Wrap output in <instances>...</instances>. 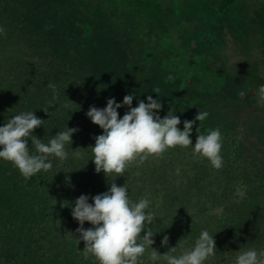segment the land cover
I'll return each mask as SVG.
<instances>
[{
    "label": "trees",
    "instance_id": "1",
    "mask_svg": "<svg viewBox=\"0 0 264 264\" xmlns=\"http://www.w3.org/2000/svg\"><path fill=\"white\" fill-rule=\"evenodd\" d=\"M236 1L196 0L191 5L190 0H0L2 13L11 14L5 19L6 40L22 41L33 60L14 66L0 63V127L15 115L33 112L44 124L32 135L48 143L58 132L82 126V100L107 103L114 98L123 104L126 95H134L132 107L141 100L147 103L151 95L163 106L157 115L173 111L191 121L211 101L260 104L259 85L248 82V71H256L252 64L259 66L258 62L264 69V18L258 19V27L241 21L238 12L243 5L236 13ZM222 39L249 61L241 59L239 67L246 83L243 99L226 94L221 85L227 82V74L210 68L215 55L226 68H236L231 64L236 59L231 62L224 55ZM12 69L16 73L8 75ZM50 83L58 93L54 101ZM128 111V106L118 109L120 114ZM81 129L78 139L73 135V142L65 145L66 160L50 157L52 169L29 179L11 162L0 159V264H98L95 257H84L85 243L78 244L80 225L73 219L72 208L81 195L93 203L94 196L109 191L112 181L124 186L120 182L125 178L96 173L88 149L95 146V140L81 151V158L73 156V150L80 148L78 140L88 137L85 127ZM28 143L34 153L31 140ZM224 176L231 180V175ZM197 179L201 178L193 181ZM127 188L133 202L142 197L150 200L146 212L155 218L151 225L146 223L145 230L151 229L152 247L161 255L182 239L183 248L173 255L191 249L195 243L188 240L196 241L204 230L216 242L212 257L217 261L211 264H235L233 258L240 250L264 249V202L260 201L264 199V171L250 177L242 189L243 198L232 205L216 203L223 197L213 194L203 206L192 207L181 202L186 198L183 191L164 192L160 201L151 190ZM216 220L218 224L211 227L209 222ZM189 221L194 224L191 228ZM92 227L85 222V230ZM165 236L167 246L162 244ZM151 250L139 264H166L149 260Z\"/></svg>",
    "mask_w": 264,
    "mask_h": 264
},
{
    "label": "clouds",
    "instance_id": "2",
    "mask_svg": "<svg viewBox=\"0 0 264 264\" xmlns=\"http://www.w3.org/2000/svg\"><path fill=\"white\" fill-rule=\"evenodd\" d=\"M48 87L53 91L54 101L58 96L56 85L50 83ZM154 91L158 93L159 89ZM238 96L243 99L246 92L241 90ZM134 98V95H126L123 104L109 98L106 108L91 106L87 112L92 123L103 130V134L94 137L95 146L88 148L97 174L103 172L106 177L112 174L120 177L133 163L143 164L149 157H161L167 150L177 146H192L190 136L194 123L203 122L209 115L199 110L193 121H184V130L181 131L178 127L181 121L173 111L164 118L156 114L163 107L159 100L149 95L147 103L141 100L137 107H132ZM257 99L264 105V84L258 86ZM52 106L53 102L50 101L49 107ZM124 106H128L129 111L120 118L118 109ZM43 111L47 113L48 109ZM43 124L44 120L35 113L23 112L0 127V159L11 162L25 179L41 171H50L53 167L50 157L58 158L61 162L66 160L68 153L65 145L72 143L73 134L79 131L67 128L44 143L32 135ZM199 128L193 155L206 158L213 168L220 169L223 166L221 132L209 129L207 134H200ZM29 140L34 146V153L30 152ZM73 156L81 158V149L73 150ZM176 171L179 174L180 169ZM114 181L110 183L109 191L92 198L93 203H89L88 196L81 195L72 208L73 219L80 225L77 229L80 239L77 241L78 244L81 240L85 243L82 252L86 259L91 255L98 264H139L140 258L150 247L149 260H163L166 264H204L215 255L216 242L207 230L201 232L194 247L182 251L180 255L173 253L183 248V239L176 247L161 255L152 247L154 240L151 229L145 230L146 223L151 225L155 218L154 213L146 212L150 200L142 197L138 202H133L129 198L127 184L121 187ZM85 222L93 227L85 230ZM168 242L169 238L165 236L162 244L167 246ZM235 264H264V251L240 250Z\"/></svg>",
    "mask_w": 264,
    "mask_h": 264
},
{
    "label": "rangeland",
    "instance_id": "3",
    "mask_svg": "<svg viewBox=\"0 0 264 264\" xmlns=\"http://www.w3.org/2000/svg\"><path fill=\"white\" fill-rule=\"evenodd\" d=\"M195 3L196 0H190L191 5H195ZM157 4L164 5V3H159V1ZM190 4L187 6L188 9L191 6ZM241 5H243V9L240 13L238 10ZM235 6L237 9L236 13H239L238 17H240L241 21L249 24L252 23V27L254 25L260 26L258 19L260 17L264 18V0H237ZM193 9L195 10L194 7ZM193 9L192 12H194ZM10 17L11 14L9 12L4 14L0 8V29H2L0 31V63H6V65L13 64L14 66L19 61L25 60L28 64H32L33 62L31 61L33 60L21 44L22 41L16 38V41L12 42L5 38L8 29L7 26L5 27V19ZM257 39L259 40L260 38L257 36ZM220 45L226 48L227 54L224 55L228 56L231 62H234L236 59L235 63H231L236 68H233V71L230 67L226 68L225 65L227 64L218 55H215L213 62L209 63L210 68L224 71L227 74V82L224 81L221 86H225V93L239 97L238 92L244 91L246 86L242 70L239 68L242 67L241 59L246 64L249 61L244 55L239 53L241 50L235 48L232 43L227 42L225 39L220 41ZM10 57L13 58L12 61H9ZM254 61H259V58L255 57ZM258 63L261 65L260 62ZM252 65L256 71H248V82L255 85L264 84V69H260V65ZM15 69L8 70V75H14L16 73ZM91 106L103 109L106 108L107 103H103L100 100H90L89 102L82 100L79 102V109L83 110V117L85 118L82 126H76V129H79V131L73 135L74 138L78 139L82 127H85L88 134L87 139L78 140L81 151L87 150V144L95 140L94 137L103 134V130L93 124L87 116V112ZM201 110L208 112L209 115L203 122L199 124L194 123L190 136L192 146L188 148L177 146L167 150L161 157H149L143 164H139L138 162L133 163L121 176L125 179L120 184H127L132 186L133 189L145 188V191L151 190L160 201L165 197L164 192L167 194L176 192L177 194L183 191L186 193V198L181 200V202L190 204L189 206L192 207L203 206L207 201L212 200L210 195L213 194L217 198L223 197L215 201L218 204L232 205L239 203L243 198L242 189H245L250 177L253 178V176H257V174L264 171V105L211 101L205 103ZM119 116L123 118L124 114L119 113ZM159 116L161 118L165 117ZM177 116L181 121L178 127L183 131L184 121L191 120L184 114ZM198 128L200 134H207L209 129H218L221 132L223 166L220 169L213 168L206 158L193 155ZM177 168L180 169L179 174H177ZM227 174L231 175V180L229 181L224 176ZM237 174L240 175L238 178L237 176L235 178ZM195 177H200L201 179L193 181ZM260 201L263 203L264 199H260ZM207 219L203 218L204 221H207ZM209 223L214 228L215 224H218V220ZM193 225V222L189 221V227L191 228ZM188 242L192 245L195 243L194 239H189ZM260 251H264V249L257 252ZM215 260L217 261L216 257H210L204 263L211 264ZM234 260H236V257L233 258Z\"/></svg>",
    "mask_w": 264,
    "mask_h": 264
}]
</instances>
